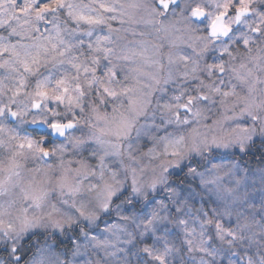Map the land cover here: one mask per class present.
I'll list each match as a JSON object with an SVG mask.
<instances>
[{"label": "clouds", "instance_id": "9594fccd", "mask_svg": "<svg viewBox=\"0 0 264 264\" xmlns=\"http://www.w3.org/2000/svg\"><path fill=\"white\" fill-rule=\"evenodd\" d=\"M0 264H264V0H0Z\"/></svg>", "mask_w": 264, "mask_h": 264}]
</instances>
